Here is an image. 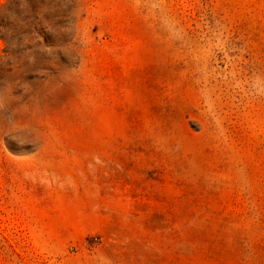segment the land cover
Here are the masks:
<instances>
[{
  "label": "rangeland",
  "instance_id": "rangeland-1",
  "mask_svg": "<svg viewBox=\"0 0 264 264\" xmlns=\"http://www.w3.org/2000/svg\"><path fill=\"white\" fill-rule=\"evenodd\" d=\"M0 264H264V0H0Z\"/></svg>",
  "mask_w": 264,
  "mask_h": 264
}]
</instances>
